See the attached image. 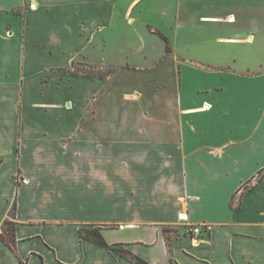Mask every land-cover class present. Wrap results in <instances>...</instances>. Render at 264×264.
I'll use <instances>...</instances> for the list:
<instances>
[{"label": "crops", "instance_id": "1", "mask_svg": "<svg viewBox=\"0 0 264 264\" xmlns=\"http://www.w3.org/2000/svg\"><path fill=\"white\" fill-rule=\"evenodd\" d=\"M9 223L0 264H135L86 227L151 264H264V0H0Z\"/></svg>", "mask_w": 264, "mask_h": 264}, {"label": "trees", "instance_id": "2", "mask_svg": "<svg viewBox=\"0 0 264 264\" xmlns=\"http://www.w3.org/2000/svg\"><path fill=\"white\" fill-rule=\"evenodd\" d=\"M159 36L165 41L167 45V51H171V46L168 37H166L163 33L160 31L156 30L155 31ZM8 232L3 235H0V238L3 239L7 244H9L11 247L15 245V236L13 233V226L11 223H9L8 227ZM80 236L81 238L87 239L91 242H94L95 244L106 248L107 250L117 253L120 255H123L130 260H132L135 264H151L147 260L133 254L131 251H129L124 244L122 243H117V244H109L105 238L103 237L100 228L98 227H90V228H81L80 229Z\"/></svg>", "mask_w": 264, "mask_h": 264}, {"label": "built area", "instance_id": "3", "mask_svg": "<svg viewBox=\"0 0 264 264\" xmlns=\"http://www.w3.org/2000/svg\"><path fill=\"white\" fill-rule=\"evenodd\" d=\"M208 106L211 107L210 105H208ZM187 198L191 199L190 196H188ZM179 220L180 221H186V220H188V217L184 216L183 214H180ZM211 230H212V225L206 224V223L198 224V225H194V226H188V228H187V232L192 236V238L194 236L201 235L203 233V231L210 233Z\"/></svg>", "mask_w": 264, "mask_h": 264}, {"label": "rangeland", "instance_id": "4", "mask_svg": "<svg viewBox=\"0 0 264 264\" xmlns=\"http://www.w3.org/2000/svg\"><path fill=\"white\" fill-rule=\"evenodd\" d=\"M170 34H172V38L173 39L176 37V35H174L173 33H170ZM172 44H173V42H172ZM194 54L200 55V53H194ZM211 54H213V53H205V55H211ZM238 54H240V53H238ZM115 70H116V68L111 67V66H107V67H105V70L104 71H106L108 74H113L115 72ZM73 71L76 72V73H81V72L82 73H86L87 72L89 74H95V73H97V70L95 71L94 69H90L89 67L82 66V65H80L78 63L75 64ZM104 71L102 70L101 72H104ZM7 232H8V230H7ZM170 243L172 244L173 241H171Z\"/></svg>", "mask_w": 264, "mask_h": 264}]
</instances>
